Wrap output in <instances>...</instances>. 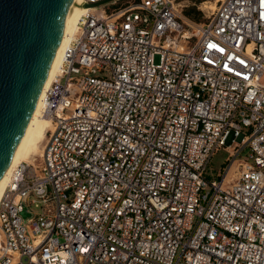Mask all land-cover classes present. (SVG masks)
<instances>
[{
	"label": "built area",
	"instance_id": "1",
	"mask_svg": "<svg viewBox=\"0 0 264 264\" xmlns=\"http://www.w3.org/2000/svg\"><path fill=\"white\" fill-rule=\"evenodd\" d=\"M120 1L83 0L40 163L0 198V264H264V0L202 23Z\"/></svg>",
	"mask_w": 264,
	"mask_h": 264
},
{
	"label": "water",
	"instance_id": "2",
	"mask_svg": "<svg viewBox=\"0 0 264 264\" xmlns=\"http://www.w3.org/2000/svg\"><path fill=\"white\" fill-rule=\"evenodd\" d=\"M72 2L0 0V179L42 91Z\"/></svg>",
	"mask_w": 264,
	"mask_h": 264
},
{
	"label": "bare ground",
	"instance_id": "3",
	"mask_svg": "<svg viewBox=\"0 0 264 264\" xmlns=\"http://www.w3.org/2000/svg\"><path fill=\"white\" fill-rule=\"evenodd\" d=\"M221 0H215L219 2ZM203 8L214 9L215 3L205 2ZM90 9L84 6L83 0H73L66 15L61 38L58 48L50 65L46 81L39 95L35 108L32 112L27 127L20 138L16 149L12 155L10 164L0 179V198L5 187L9 183V177L12 170L23 162L40 163L42 149L45 141L46 132L51 126L50 114L52 106L47 103L46 90L55 80L62 64L63 51L76 34L79 20L83 14ZM38 155V161L33 159Z\"/></svg>",
	"mask_w": 264,
	"mask_h": 264
},
{
	"label": "rangeland",
	"instance_id": "4",
	"mask_svg": "<svg viewBox=\"0 0 264 264\" xmlns=\"http://www.w3.org/2000/svg\"><path fill=\"white\" fill-rule=\"evenodd\" d=\"M134 0H122L118 3L115 9L127 4L131 3ZM205 2L215 3V8L217 3L215 0H181V3L184 5V10H191L192 11V19H189L191 22L195 23H202L207 19V16L211 14L214 9L203 8ZM114 9V8H111ZM264 84V79L261 81ZM228 158V153L224 150H220L217 154L213 157L208 169H207V177L209 180H218L217 174L220 172L222 167L225 164L226 159ZM33 159L38 161V155L35 156Z\"/></svg>",
	"mask_w": 264,
	"mask_h": 264
},
{
	"label": "trees",
	"instance_id": "5",
	"mask_svg": "<svg viewBox=\"0 0 264 264\" xmlns=\"http://www.w3.org/2000/svg\"><path fill=\"white\" fill-rule=\"evenodd\" d=\"M183 14L185 17L192 19V11L191 10H184Z\"/></svg>",
	"mask_w": 264,
	"mask_h": 264
},
{
	"label": "crops",
	"instance_id": "6",
	"mask_svg": "<svg viewBox=\"0 0 264 264\" xmlns=\"http://www.w3.org/2000/svg\"><path fill=\"white\" fill-rule=\"evenodd\" d=\"M183 17L186 18L188 21H190L189 18H187V17L184 16V14H183Z\"/></svg>",
	"mask_w": 264,
	"mask_h": 264
}]
</instances>
